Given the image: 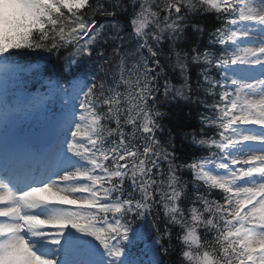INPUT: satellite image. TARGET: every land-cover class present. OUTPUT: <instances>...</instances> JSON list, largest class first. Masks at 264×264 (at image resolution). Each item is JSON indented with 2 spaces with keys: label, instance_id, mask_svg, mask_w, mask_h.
<instances>
[{
  "label": "snow or ice",
  "instance_id": "snow-or-ice-1",
  "mask_svg": "<svg viewBox=\"0 0 264 264\" xmlns=\"http://www.w3.org/2000/svg\"><path fill=\"white\" fill-rule=\"evenodd\" d=\"M0 264H264V0H0Z\"/></svg>",
  "mask_w": 264,
  "mask_h": 264
},
{
  "label": "trees",
  "instance_id": "trees-1",
  "mask_svg": "<svg viewBox=\"0 0 264 264\" xmlns=\"http://www.w3.org/2000/svg\"><path fill=\"white\" fill-rule=\"evenodd\" d=\"M177 147H180L179 139H177ZM191 149L185 148V152H189Z\"/></svg>",
  "mask_w": 264,
  "mask_h": 264
}]
</instances>
